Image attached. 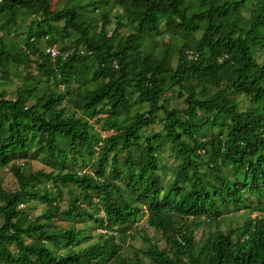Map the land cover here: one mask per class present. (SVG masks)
I'll list each match as a JSON object with an SVG mask.
<instances>
[{"label": "trees", "instance_id": "obj_1", "mask_svg": "<svg viewBox=\"0 0 264 264\" xmlns=\"http://www.w3.org/2000/svg\"><path fill=\"white\" fill-rule=\"evenodd\" d=\"M49 3L0 0V80L30 65L46 80L13 99L0 92V171L17 185L0 187V264H264V0H113L110 33L112 7L97 29L85 16L102 0ZM24 18L15 52L7 40ZM162 25L169 42L156 44ZM48 47L59 56L50 60ZM56 84L84 88L78 111ZM174 93L183 109L169 106ZM240 98L251 106L240 110ZM89 119L111 135L100 138ZM163 148L175 162L168 178ZM36 156L49 172L29 170ZM33 202L44 209L29 220L18 207ZM239 210L241 224L223 220ZM140 217L163 248L124 257ZM88 223L98 233L80 249L92 240ZM202 225L212 231L195 242Z\"/></svg>", "mask_w": 264, "mask_h": 264}, {"label": "rangeland", "instance_id": "obj_2", "mask_svg": "<svg viewBox=\"0 0 264 264\" xmlns=\"http://www.w3.org/2000/svg\"><path fill=\"white\" fill-rule=\"evenodd\" d=\"M94 1V0H50L49 3V7L51 11H56V10H60V9H69L73 6H75L76 4H80L81 6H86L89 2ZM111 2H113V0H102V4L99 6L100 8L97 9V11H92V9L90 7H86L85 10V16L88 19H93L96 20V29L99 26V22H98V17L100 14L107 12L108 8L112 7L111 6ZM120 10L118 7L113 6L111 11H110V20H111V24L108 27L109 33L112 31L113 27H114V23H113V15L114 14H119ZM32 18H24L22 21H18V26L19 29L17 30V32L15 34H13V36L9 37V39L7 41L8 44H13V46L15 47V52H17L18 48H21L22 45V40H23V33L27 30L28 26L30 25V21ZM61 23H57L56 26L60 27ZM128 31V29L123 28L120 31V34L122 36H124L126 34V32ZM160 31H161V36L160 38H153L151 41L160 44H164V43H168L169 42V36L167 34H164V27L163 25L160 26ZM198 34L195 35V38H198ZM43 45V43H42ZM144 46H147L146 43H143ZM57 47V46H56ZM58 48V47H57ZM256 59L258 62H261L263 60V54L262 53H258L256 55ZM175 63V58L172 59V64ZM12 66H9V71H11V74L9 76V80L6 82H2L0 80V92H3V94L5 95V98L7 99H13L15 97V92L17 90L20 89H30L33 86V79L38 78V74L37 71L35 70L33 65H30L28 67H23L20 66L17 68V70H12ZM17 74V75H15ZM15 75V76H14ZM26 76H29L31 78H26ZM40 77V76H39ZM42 81H44V78H41ZM46 81V80H45ZM48 82H50V79L47 80ZM99 83H96V86H98ZM56 91L63 93L64 95H66L65 97V101L67 102V106L70 107L72 110L74 111H78V109L80 108V101L77 99L80 98V96L83 95L84 93V88L80 87L79 85H75L72 84L68 90L64 89L62 90L61 85L56 84ZM174 96L171 98L169 106L170 107H175L177 109H183L184 105H183V97L182 98H177L175 96V93L173 94ZM168 96V95H167ZM249 106H251V104L248 102V99L245 98H240L239 99V109L243 110L248 108ZM76 115H79L78 112H76ZM131 115V113L129 114ZM89 124L92 127V130L94 132H96L100 138H105L108 137L109 135H111V131L108 130L107 127H105L103 125V122H94V119H89L88 120ZM116 121L112 120L110 121V124H115ZM160 126L159 124H154L153 126L149 127L148 129H146L143 132V135H147L150 133H154L159 131ZM158 159L161 163V165L164 167L165 165V176L168 178L169 177V169L174 165V160L171 158V156L169 155V152L163 148L162 152L160 155H158ZM28 168L29 170L33 173L36 171H43L45 173L49 172L50 169L46 168L45 165L40 161V157L36 156L35 159L29 161L28 163ZM116 170L120 169L119 164L116 165ZM87 171V168L82 170ZM162 179H164V172L162 174ZM16 182L14 180V178L9 174V172H7L6 169H3L0 171V187L2 190H4L5 192L8 193H12L16 190ZM68 202V195L67 192L62 189V195L61 198L59 199V204H60V210H64L66 207V204ZM25 207V209H24ZM18 209H20L21 211H24L25 214L27 215V218L33 219L34 217H37L38 215H40V213L43 211L44 207L41 206L40 204L33 202L28 204L27 206L21 205L18 207ZM246 214L245 210H239L238 212H235L234 214H226L228 216L224 217L223 220L227 221V222H235V224H241L243 221V215ZM254 214L251 215V218H253ZM228 218V219H227ZM139 224L138 227H140V229L138 231H136V234L134 236H132L131 238H128V240H126V242L123 245V250H122V254L124 257H128L130 258L133 251H138V250H144L146 248V244L150 243V244H155L160 248H163V243L162 241L159 239V235L154 233L152 230H150L149 228H147L145 226V220L144 218L140 217V219L138 220ZM0 223H1V218H0ZM70 224V221H58V220H53L52 221V226L53 227H58V228H67ZM73 226L76 229H80L82 224L80 223H74ZM89 229H88V234L90 235V237L92 238V240L81 244L80 246H78V248H82L84 246H87L89 244L94 243L95 241V237L96 234L98 232H96L95 230H93V226H91L90 223H88ZM218 229L221 231L226 230V225L225 222H221L218 224ZM212 231V228H208L205 226H199L198 228H196L193 232L194 235V241L195 242H199L201 241L204 236L206 235L207 232ZM144 262H146L145 260H143Z\"/></svg>", "mask_w": 264, "mask_h": 264}, {"label": "built area", "instance_id": "obj_3", "mask_svg": "<svg viewBox=\"0 0 264 264\" xmlns=\"http://www.w3.org/2000/svg\"><path fill=\"white\" fill-rule=\"evenodd\" d=\"M44 54L49 57L50 60H53L57 56H59V52L55 47H48L44 49ZM21 206V205H19Z\"/></svg>", "mask_w": 264, "mask_h": 264}]
</instances>
